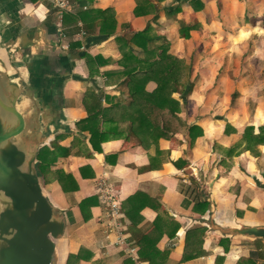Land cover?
Here are the masks:
<instances>
[{"label": "crops", "instance_id": "obj_1", "mask_svg": "<svg viewBox=\"0 0 264 264\" xmlns=\"http://www.w3.org/2000/svg\"><path fill=\"white\" fill-rule=\"evenodd\" d=\"M29 1L28 14L47 26L40 30V45L51 52L54 73L62 81L66 127L46 146L56 141L70 154H50L46 171L40 170L51 199L66 213L65 264L71 254L81 250L84 258L73 264H151L149 257L141 255L142 242L149 235L157 245H150L146 254H156L159 264H251L253 251L257 264L264 261V240L222 236L193 221L210 217V208L202 213L195 207L198 200L211 197L220 223H264L259 216L264 212V153L259 162L242 154L225 156V163L220 164L224 159L219 158V149L213 148L216 143L234 145L247 126L264 125V102H260L264 93L252 87L254 80L249 78L255 73L251 66L239 76L249 79L244 82L249 95L242 97L244 104L218 102L223 86L213 89L212 83L205 85L208 78L230 76V71L220 73L216 64L235 60L234 52L242 44L264 43V0H202L198 5L183 0H68L71 7L62 18L52 0ZM219 1L231 23L217 22ZM180 3L183 11L176 18L167 13ZM109 8L111 20L104 23L100 11ZM247 10L255 17H244ZM82 13L88 15L86 24L94 23V28L86 29ZM181 22L195 26L190 39L180 36ZM146 31L148 51L132 40ZM161 45L188 62L187 53H192L195 85L183 96L181 91L173 96L181 102L184 130L172 139L148 136L144 145L130 133L132 121L127 113L122 114L124 108L120 113L116 108L131 101L129 73L134 72L137 61L133 59L128 72L123 63L130 50L136 59L149 62L154 59L149 51ZM221 45L224 48L220 50ZM256 53L248 57L249 63L264 62ZM156 85L149 81L146 90L153 91ZM91 93L93 100H87ZM258 93L261 96L253 98ZM101 104L115 110L110 121L100 116L83 122L89 111H97ZM228 124L237 132L226 133ZM194 125L203 129L197 139L188 133ZM105 177L122 204V235L105 225V207L99 195V182ZM85 199H91L92 204L83 209ZM190 229H195V235L191 254L185 256ZM165 253L166 257L159 259Z\"/></svg>", "mask_w": 264, "mask_h": 264}, {"label": "water", "instance_id": "obj_2", "mask_svg": "<svg viewBox=\"0 0 264 264\" xmlns=\"http://www.w3.org/2000/svg\"><path fill=\"white\" fill-rule=\"evenodd\" d=\"M29 5L0 0V264H65L66 213L47 192L38 161L66 127L62 81L40 45L47 26ZM208 200L210 217L193 221L222 236L264 240V223H220Z\"/></svg>", "mask_w": 264, "mask_h": 264}, {"label": "trees", "instance_id": "obj_3", "mask_svg": "<svg viewBox=\"0 0 264 264\" xmlns=\"http://www.w3.org/2000/svg\"><path fill=\"white\" fill-rule=\"evenodd\" d=\"M34 2L38 0H32ZM190 4H202V0H183ZM196 7V6H195ZM112 9L101 10V18H104V23L111 20L109 14ZM183 11L182 4L175 5L171 10H168L169 15H174L176 18L179 13ZM247 13H251L248 11ZM88 15L86 13L80 14V18L83 19L86 24L88 22ZM255 17V16H253ZM252 17V18H253ZM249 18V17H248ZM253 20V19H252ZM86 29H92L95 27L94 23L86 24ZM195 29V26L192 24H186L185 22L180 23V36L184 39H190L192 37L191 31ZM147 31L141 32L135 35L132 40L134 43L140 44L145 51H148L147 41H148ZM152 40V39H151ZM146 41V42H145ZM145 42V44L143 43ZM126 44H129L126 42ZM151 56L154 55V59L147 61L146 59H136V56L133 54L132 50L126 53L125 61L123 63L124 68L128 71L131 70V63L136 60L137 62L133 65V71L129 73L130 80L128 81L129 92L131 96V101L128 105L117 104L116 108L119 110V113L122 108V114L129 115L132 125L130 126V133H134L145 145L146 137L150 136L154 139L159 140L160 138L172 139L177 133L182 132L185 128V123L182 118L179 116L181 110V102L174 98V93L180 91L182 84L187 86V82L190 83L192 79L193 66L194 62L187 64L185 60L178 58L173 54H169L167 49L161 46L155 47L152 51H149ZM134 59V60H133ZM149 81L155 82L156 88L153 91H147L146 85ZM194 88L193 81L189 86L191 91ZM186 92V91H185ZM94 94L91 93L87 100L91 98L93 100ZM100 100L98 101V104ZM101 108L97 111L90 110L89 117L83 120V122H92L97 120L100 116L106 121H110V114L115 113V110L112 111L111 108ZM131 108V109H130ZM128 109L131 112H128ZM126 117V116H125ZM112 121V120H111ZM82 122H79L78 125H81ZM234 128L231 125L227 126L226 133L233 132ZM253 131V132H252ZM254 126H251L245 132V137H251L254 133ZM188 133L191 137L197 139V137L203 135V129L198 126H190L188 128ZM95 134H93L94 136ZM144 135V137L142 136ZM261 141V144H264V138L256 137ZM99 149V148H98ZM101 151V148L99 149ZM54 154L56 157H66L70 154V150L60 145L58 142L54 141L51 145H48L41 149L39 154L40 169L44 172L46 167H48L49 156ZM68 190V189H67ZM195 207L196 211L205 213L209 208V201L198 200ZM92 204L91 199H85L81 207L84 209L86 206ZM86 219H89L87 216ZM177 231V228H176ZM195 235V229H190L187 235V246L185 251V256L191 254V246L193 244V238ZM150 245L156 247V239L152 238L150 235L147 236L142 242L141 245V255L142 257H149L151 264H159L158 256L156 254H146V250L150 249ZM159 253V250H157ZM167 253L160 255L159 259L166 257ZM83 251L77 255L71 254L68 258L67 264H73L75 261H79L84 258ZM164 264V263H162ZM251 264H257V253L253 251L251 253Z\"/></svg>", "mask_w": 264, "mask_h": 264}, {"label": "rangeland", "instance_id": "obj_4", "mask_svg": "<svg viewBox=\"0 0 264 264\" xmlns=\"http://www.w3.org/2000/svg\"><path fill=\"white\" fill-rule=\"evenodd\" d=\"M248 11H250V10H247V12ZM217 12H218V15L216 16L217 22H222L225 25L228 23H231V21H232L231 17H229L228 14L225 12V7H224V4L222 1H219L217 4ZM247 12L245 13L244 17L251 18L252 16ZM256 14H259V13L256 12ZM240 18H241L240 16L236 17L237 23H240V21H241ZM256 38L258 39V35H256ZM255 44H257L258 47ZM197 48H198V46H197ZM222 48H224V47L221 45L219 49L221 50ZM255 50L257 52L256 53L257 56L260 55L263 58L262 60L264 61V43L261 44L260 42H251V43L249 42L248 44H242L239 49H236V51L234 52L235 60L226 61L224 64H222V63L216 64V65H219L221 67V69L219 70L220 73H224V71H226V72L230 71V76H228L227 78L218 77L217 79L214 78L213 80H211L210 78L206 79L205 85L210 86V84L212 83L213 89H216L217 87H219L221 85L223 86V90L220 93V99L218 100V102H221V103L225 102L226 104H230L232 106H236L238 104L241 105L242 103L244 104L245 99H243L242 97L243 96H249V95H247L248 91H245V87H247L248 84H245L244 82H246L249 79L254 80L253 81L254 86H252V87L257 88L258 91L262 90L261 92L264 93V62L260 63V62H254L253 61L252 63H249V61H248V57L252 56L253 52ZM187 54H188L187 56L189 57L188 58L189 62L185 58H184V60L187 64H190L193 62L190 60L191 59L190 54H192V53L189 52ZM249 66L252 67L253 73H255V75L253 76L254 78L241 80V78L239 77L240 74L242 75L246 72V70H249ZM236 74H237V76H236ZM192 79H193V77H192ZM196 81H198V80H196ZM191 83H192V81L190 83L187 82V86L185 84L181 85V87H180V91L182 92L181 96L184 95L185 91L189 90L188 88L191 85ZM193 85H195V82H193ZM260 96H261V94L258 93V95L253 96V98H258ZM240 98H242V99H240ZM212 100H213V102L216 101L215 98ZM212 100L210 99V100H208V102H210V101L212 102ZM257 101H259V99H257ZM260 102H264V95L262 96V99H260ZM228 125H231V124H228ZM251 126H254V125H251ZM251 126H247L245 128L241 138L239 139V141L234 143V145L226 147L222 144L216 143L213 146L214 149H217V150L219 149V158L224 159V160L220 161V164L225 163V156L234 157V155L240 156L242 154H246L254 162H259L261 157H263L264 144H261L260 143L261 141H259L258 138L256 139L255 136L256 137L258 136L260 138H264V125H261L259 127L254 126L255 131H254V133H252V136L251 137H249V136L245 137V132ZM231 127L234 128L232 125H231ZM235 130L236 129L234 128L233 132ZM236 132H237V130H236ZM201 191H202V193L205 192V190H201ZM259 216L264 219V212L262 211L261 214H259ZM258 248L259 247L257 246V249ZM263 248H264V246H263Z\"/></svg>", "mask_w": 264, "mask_h": 264}, {"label": "built area", "instance_id": "obj_5", "mask_svg": "<svg viewBox=\"0 0 264 264\" xmlns=\"http://www.w3.org/2000/svg\"><path fill=\"white\" fill-rule=\"evenodd\" d=\"M52 1L54 3V6L60 10L61 18L64 16V13L71 7V4L68 0ZM83 34H85L84 31ZM99 195L101 202L105 207V225L110 231L119 232V234H121L124 230V215L122 211V204L118 195L115 193L114 188L109 184V181L106 177L99 182Z\"/></svg>", "mask_w": 264, "mask_h": 264}]
</instances>
